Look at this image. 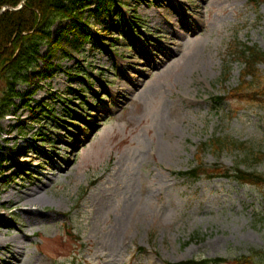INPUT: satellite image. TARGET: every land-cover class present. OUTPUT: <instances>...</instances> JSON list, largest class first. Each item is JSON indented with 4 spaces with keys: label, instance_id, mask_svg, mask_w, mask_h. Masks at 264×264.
<instances>
[{
    "label": "rangeland",
    "instance_id": "obj_1",
    "mask_svg": "<svg viewBox=\"0 0 264 264\" xmlns=\"http://www.w3.org/2000/svg\"><path fill=\"white\" fill-rule=\"evenodd\" d=\"M124 1L127 37L90 19L107 53L89 43L87 53L76 52L63 39L48 54L45 43L52 73L39 75L37 88L18 85L35 87L32 102L54 107L65 119L62 129L45 114L30 117L28 107L0 119V264H176L200 257L231 264L264 255V189L179 175L196 155L207 165L264 172V164L253 167L240 152L264 151V109L226 92L245 71L235 52L244 44L264 51V3ZM77 64L88 67L86 80L67 74L78 73ZM42 67L44 61L34 70ZM88 83L92 93L82 90ZM217 96L229 104L215 105ZM59 97L71 98L73 110L98 125L75 126ZM78 130L76 142L71 133ZM44 131L48 138L40 142ZM213 134L238 139L239 150L199 149Z\"/></svg>",
    "mask_w": 264,
    "mask_h": 264
},
{
    "label": "trees",
    "instance_id": "obj_2",
    "mask_svg": "<svg viewBox=\"0 0 264 264\" xmlns=\"http://www.w3.org/2000/svg\"><path fill=\"white\" fill-rule=\"evenodd\" d=\"M22 0H0V8L3 6L17 7ZM264 0H248L249 3L257 4ZM98 3L93 8L92 4ZM120 0H26L25 4L16 10H5L0 14V119L9 113H16L23 107H28L32 115L38 114V108L32 104V93L34 88L18 89V85L23 83L34 84L35 78L39 75L50 76L52 71L48 70L50 61L45 54H42L43 44L48 45V54L55 48L52 43H58L63 39H68L74 46L75 51H80L83 42L90 38L102 46L106 39L98 32H94L90 26V19L95 18L97 22H102L106 30L123 31L126 20L119 8ZM90 6L88 10H85ZM115 7V9H114ZM114 14L107 16L106 13ZM75 18V26L67 24V20ZM85 17V18H84ZM116 17V19H113ZM84 18V20H83ZM109 19L115 20L110 23ZM58 25L54 30V26ZM74 33V39H70L68 33ZM78 40V41H77ZM78 42V43H77ZM116 44V41L110 40V45ZM241 52L235 54L243 59L244 73L242 80L234 89L230 90V95L240 96L250 107L255 106L264 109V51L257 45H242ZM65 53V52H64ZM68 55L67 53H65ZM40 61H44V67L35 71ZM67 73L69 71H66ZM225 75V73H223ZM245 77H250L246 80ZM226 79V75H225ZM82 104H85L84 102ZM259 105V106H257ZM261 106V107H260ZM45 108V107H43ZM41 109L43 114L49 115L54 120L59 117L53 110ZM72 115V113H71ZM77 116V115H72ZM83 119V116H79ZM79 119L77 122H80ZM231 136L214 135L204 143V147L211 148L213 152L239 150L236 144L238 139ZM240 152H246L245 156H251L252 166L264 164V151L261 148L248 150L247 148ZM219 165H206L198 162L185 172L182 176L188 178L210 177L214 172L219 173ZM225 176L234 178L240 183L264 185V172L241 168L236 165L234 169H225ZM222 173V171H221ZM254 257H259L256 260ZM224 258L190 260L178 264H227ZM234 264H264V255L253 253L249 256L239 257Z\"/></svg>",
    "mask_w": 264,
    "mask_h": 264
},
{
    "label": "water",
    "instance_id": "obj_3",
    "mask_svg": "<svg viewBox=\"0 0 264 264\" xmlns=\"http://www.w3.org/2000/svg\"><path fill=\"white\" fill-rule=\"evenodd\" d=\"M26 0H22L20 5H18L17 7H12V6H3L0 8V14H2L5 10H16L21 8L24 4H25Z\"/></svg>",
    "mask_w": 264,
    "mask_h": 264
},
{
    "label": "bare ground",
    "instance_id": "obj_4",
    "mask_svg": "<svg viewBox=\"0 0 264 264\" xmlns=\"http://www.w3.org/2000/svg\"><path fill=\"white\" fill-rule=\"evenodd\" d=\"M75 21H77L74 17L73 18H70L67 20V24H69L71 27H74L75 26ZM78 22V21H77ZM103 48V47H102ZM67 53V52H66ZM63 56H68L69 55H66L64 52L62 54Z\"/></svg>",
    "mask_w": 264,
    "mask_h": 264
}]
</instances>
